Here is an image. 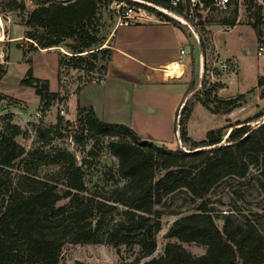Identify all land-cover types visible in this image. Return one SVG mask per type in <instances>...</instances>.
I'll use <instances>...</instances> for the list:
<instances>
[{"label":"trees","instance_id":"16d2710c","mask_svg":"<svg viewBox=\"0 0 264 264\" xmlns=\"http://www.w3.org/2000/svg\"><path fill=\"white\" fill-rule=\"evenodd\" d=\"M31 1L35 8L24 19L28 29L25 36L35 44L33 51L57 47L65 50L59 51L58 79L64 67L90 72L91 79L95 75L103 79L114 52L109 43L113 35L102 32L103 0ZM162 4L168 6L166 2ZM171 22L179 27L177 21ZM254 29L260 39L261 28L254 24ZM116 31L117 28L113 34ZM24 53L27 56L28 52ZM1 77L2 74L0 80ZM21 84L35 89L44 112L52 101L61 100V93L50 92L49 80L35 77L32 68ZM220 87L212 84L206 97L199 100L213 114L220 109L218 105L211 106L212 100L224 107L223 114L247 103L245 93L218 99L216 92ZM257 87L264 97V75L259 77ZM191 88L192 85L186 95ZM5 99L6 95L0 92V102ZM193 111V104H184L177 111L176 130L182 144L177 149L145 140L124 124L102 121L92 108L81 111L83 131L100 137L123 135L108 145L119 160L120 182H125L122 190L117 189L112 203L88 195L91 190L83 168L66 152L59 155L69 162L60 172L59 183L26 175L13 185L11 169L26 149L0 128V264H59L65 238L72 243L104 241L118 253L123 246L133 252L138 249L135 264H140L157 249V234L162 229V213L157 206L180 190H185L192 200H200L197 211L176 219L167 233L176 242H169L160 257L142 264H264V232L254 224L235 222L232 213L223 214L220 227L209 198L220 182L228 177H246L253 165H261L264 176V122L250 124L263 117L264 112L234 124L229 122L210 130L204 139L194 140L188 134ZM50 132L39 131V139L49 142ZM5 180L11 186L4 189ZM120 207L121 219L108 220ZM183 242H196L205 246L206 252L194 255Z\"/></svg>","mask_w":264,"mask_h":264},{"label":"rangeland","instance_id":"374dc122","mask_svg":"<svg viewBox=\"0 0 264 264\" xmlns=\"http://www.w3.org/2000/svg\"><path fill=\"white\" fill-rule=\"evenodd\" d=\"M1 2L2 0L0 5ZM113 2L114 0H103L100 7L103 13L102 32L110 34V37L114 29L125 21L120 17L124 14L123 7L118 11L119 8H114ZM9 5L17 8L12 9ZM34 8L31 0H5L3 6H0L3 19L0 31L4 34V39L0 42V92L6 95V99L0 102V128L12 135L26 149V154L19 158L11 169V181L16 185L22 177L29 175L54 184L59 183L62 178L60 172L69 164L68 160L59 155L66 152L72 154L76 164L83 168L86 185L91 190L88 195L112 203V199L117 197V189L122 190L125 182H120L117 173L119 160L111 154L108 145L123 135L100 137L95 133L83 131L80 122L83 109L76 110V99L70 102L69 113L68 100L73 94L76 95L84 84L89 83L93 74L64 67L61 78L58 79L61 58L59 51L65 50L57 47L47 49V52L33 51L35 44L25 36L28 29L24 19ZM146 14L141 22L131 19L130 24L149 21L147 17L152 12L146 11ZM202 23L203 25L193 28L178 25L188 40V54L182 62L186 64L185 80L189 81V87L192 85L178 110L182 109L184 104L194 105L188 123V134L194 140L204 139L210 130L229 122L234 124L260 111L264 112V97L261 96V89L257 87L259 77L264 75H257V70L264 73V57L258 56L259 41L254 29V24H257L264 31L260 13L235 10L228 14L218 13ZM24 51L28 52L27 56ZM227 51H232L238 56L239 71L236 75L220 68L221 63L231 64ZM30 68L33 69L35 77L49 80L50 92L61 93V100L52 101L46 112L43 111V103L35 89L21 84ZM91 80H99L98 75ZM214 83L221 85L216 92L218 99H229L245 93L248 94L247 103L230 114H223L224 107L217 100H212L211 106L218 105L220 109L218 114H213L199 100L206 97L207 89ZM252 89L254 91L249 94ZM58 103H63L66 114H60ZM263 122L264 116L250 124L256 126ZM41 130L51 131L49 142L39 139ZM229 132L230 130L225 140ZM176 135L170 133L163 144L170 149H177L182 145L179 142L178 130ZM261 170V165H253L246 177H228L213 188L209 196L212 200L210 205L220 227L223 224V214L232 213L235 222L254 224L264 232V176ZM5 182L4 189L11 186L8 180ZM199 203L200 200H192L185 190H180L166 197L164 202L157 206L162 213V229L157 234V249L140 264L160 257L169 242H176L175 239L167 237L170 227L180 216L196 212ZM122 209L120 207L119 211H114L113 216H108L107 219H121ZM182 244L194 255L200 256L206 252V247L196 242ZM138 255V249L133 252L125 246L118 253L104 241L96 244L72 243L65 238L59 264H135Z\"/></svg>","mask_w":264,"mask_h":264},{"label":"crops","instance_id":"0c3cea01","mask_svg":"<svg viewBox=\"0 0 264 264\" xmlns=\"http://www.w3.org/2000/svg\"><path fill=\"white\" fill-rule=\"evenodd\" d=\"M261 31L260 39L264 36ZM187 43L185 34L173 24L149 20L119 25L113 34L114 52L106 75L102 81L83 85L71 96L69 113L70 102L76 99V110L92 108L100 120L124 124L141 138L163 144L170 133L176 135L177 111L189 89L186 64L182 62L188 54ZM226 53L237 66L230 74L236 75L238 56L232 51ZM176 62L183 66V73L172 77L168 67Z\"/></svg>","mask_w":264,"mask_h":264},{"label":"built area","instance_id":"2783aa9c","mask_svg":"<svg viewBox=\"0 0 264 264\" xmlns=\"http://www.w3.org/2000/svg\"><path fill=\"white\" fill-rule=\"evenodd\" d=\"M163 2L168 6H164ZM113 5L114 8H119L118 11L123 7L124 14L120 17L125 21L121 25L130 24L131 19L141 22L144 15H147L146 11H150L152 14L148 15V20L167 24L177 21L193 28L203 25V21L218 13L228 14L235 10L260 13L261 22L264 24V0H114ZM257 52L258 56L264 57V36L258 42ZM181 53H185V49H181ZM220 68L230 73L237 70L233 63H221ZM58 106L60 114H66L63 103H58Z\"/></svg>","mask_w":264,"mask_h":264},{"label":"bare ground","instance_id":"6f19581e","mask_svg":"<svg viewBox=\"0 0 264 264\" xmlns=\"http://www.w3.org/2000/svg\"><path fill=\"white\" fill-rule=\"evenodd\" d=\"M3 24V19L0 14V25ZM4 34L0 31V42L3 41ZM47 50V49H45ZM168 72L171 76H175L177 73H183V66L180 63H173L168 67Z\"/></svg>","mask_w":264,"mask_h":264}]
</instances>
